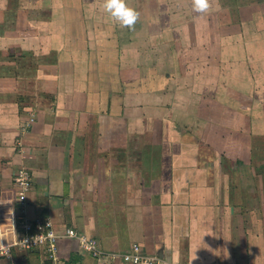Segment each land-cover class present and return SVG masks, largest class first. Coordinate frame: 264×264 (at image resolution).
I'll list each match as a JSON object with an SVG mask.
<instances>
[{"label": "crops", "instance_id": "crops-1", "mask_svg": "<svg viewBox=\"0 0 264 264\" xmlns=\"http://www.w3.org/2000/svg\"><path fill=\"white\" fill-rule=\"evenodd\" d=\"M103 3L0 0V244L50 217L66 264H127L69 228L112 253L264 264V0H125L131 28ZM24 252L0 264H44Z\"/></svg>", "mask_w": 264, "mask_h": 264}, {"label": "built area", "instance_id": "built-area-1", "mask_svg": "<svg viewBox=\"0 0 264 264\" xmlns=\"http://www.w3.org/2000/svg\"><path fill=\"white\" fill-rule=\"evenodd\" d=\"M30 115L23 131L32 128L35 124V114L30 112ZM14 182L18 189V202L23 210L26 207L27 195L32 189V176L25 168H20L14 175ZM16 234L19 236L15 240L0 244V258L10 259L16 250L41 251L45 256L44 264H66L60 256L58 247V240L62 236L57 233L50 217L31 221L21 215ZM65 234V237L76 240L83 252L94 259H121L127 264H172L147 254L139 245L133 246L126 252L112 253L104 251L95 238L79 233L75 229L69 228Z\"/></svg>", "mask_w": 264, "mask_h": 264}, {"label": "clouds", "instance_id": "clouds-1", "mask_svg": "<svg viewBox=\"0 0 264 264\" xmlns=\"http://www.w3.org/2000/svg\"><path fill=\"white\" fill-rule=\"evenodd\" d=\"M193 10L197 13L206 12L209 0H192ZM103 10L110 14L122 27L131 28L138 19V13L125 4V0H104Z\"/></svg>", "mask_w": 264, "mask_h": 264}, {"label": "rangeland", "instance_id": "rangeland-1", "mask_svg": "<svg viewBox=\"0 0 264 264\" xmlns=\"http://www.w3.org/2000/svg\"><path fill=\"white\" fill-rule=\"evenodd\" d=\"M30 251H28V252H24V253H29Z\"/></svg>", "mask_w": 264, "mask_h": 264}]
</instances>
